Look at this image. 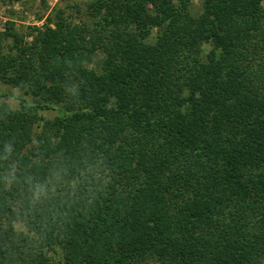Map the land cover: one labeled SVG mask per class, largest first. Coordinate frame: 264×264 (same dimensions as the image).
Returning a JSON list of instances; mask_svg holds the SVG:
<instances>
[{"label":"trees","instance_id":"obj_1","mask_svg":"<svg viewBox=\"0 0 264 264\" xmlns=\"http://www.w3.org/2000/svg\"><path fill=\"white\" fill-rule=\"evenodd\" d=\"M190 5L1 32L0 264H264V0Z\"/></svg>","mask_w":264,"mask_h":264},{"label":"rangeland","instance_id":"obj_2","mask_svg":"<svg viewBox=\"0 0 264 264\" xmlns=\"http://www.w3.org/2000/svg\"><path fill=\"white\" fill-rule=\"evenodd\" d=\"M91 0H0V52L7 54L12 50L14 38L10 35H2L1 32H13L19 38L31 40L35 34L33 28H43L47 24L52 25L56 14L60 11L61 15L67 20L78 23L86 21L90 23L91 17L88 16L87 6ZM190 11L197 15L202 11V0H190ZM102 52L97 50L91 61L89 68L100 66ZM10 90L14 94L24 96L22 89L3 84L1 86ZM12 108L18 107V101L13 97L5 99ZM46 117H53L54 111L45 112Z\"/></svg>","mask_w":264,"mask_h":264}]
</instances>
